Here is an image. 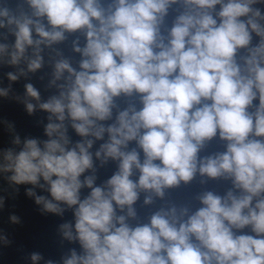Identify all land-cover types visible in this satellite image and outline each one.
<instances>
[{"label":"clouds","instance_id":"1","mask_svg":"<svg viewBox=\"0 0 264 264\" xmlns=\"http://www.w3.org/2000/svg\"><path fill=\"white\" fill-rule=\"evenodd\" d=\"M0 30L7 79L49 92L22 101L46 138L0 150V191L30 185L69 246L31 264H264V0H0Z\"/></svg>","mask_w":264,"mask_h":264},{"label":"water","instance_id":"2","mask_svg":"<svg viewBox=\"0 0 264 264\" xmlns=\"http://www.w3.org/2000/svg\"><path fill=\"white\" fill-rule=\"evenodd\" d=\"M5 31V30H0ZM4 41L0 40V43ZM15 38L9 37L8 43L14 44ZM78 55V54H77ZM8 72H15V68L7 65H0V87L7 88L11 86L12 91L9 97H0V150L11 147V140L14 134H18L23 141L27 136L44 139V125L47 123V113L35 111L32 115L27 113L23 101L26 95L25 84L32 83L41 91L42 99H46L49 92L45 90L47 80L41 81L39 76L41 73L29 74L27 78L20 77L17 81H9L7 79ZM20 97V100L15 97ZM35 103V101H33ZM8 124L14 126V134L8 131ZM73 135L74 140L79 137ZM97 142L94 150L99 147ZM220 150L218 145H212L209 151ZM115 171V165L110 163L105 169H101L100 178H110ZM6 182L0 181V189L5 188ZM20 191L15 197H12L4 191H0V195L6 197L5 207L0 211V233L6 234L11 243L7 246L0 244V264H31L30 255L34 252L40 253L45 260H59L63 252L69 247L65 244L61 248L59 237L56 234L57 225L61 223V219L52 214L42 215L38 211V207L32 198L26 195V188L30 185L18 186ZM208 187H215L219 191H223V185L209 184ZM200 190L198 182H194L189 188H181L169 193L171 200L179 202H187L192 196ZM38 195H47L37 189ZM143 197L137 202L142 203ZM139 208V205L137 206ZM141 214H145L148 210H140ZM11 215L19 217L21 223L12 224ZM71 213H66L64 220H72ZM77 250L78 245L76 246ZM40 264H44L41 261Z\"/></svg>","mask_w":264,"mask_h":264}]
</instances>
